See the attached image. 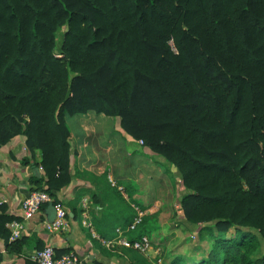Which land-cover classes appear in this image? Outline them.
<instances>
[{
  "label": "trees",
  "instance_id": "trees-1",
  "mask_svg": "<svg viewBox=\"0 0 264 264\" xmlns=\"http://www.w3.org/2000/svg\"><path fill=\"white\" fill-rule=\"evenodd\" d=\"M88 113L180 175L184 221L213 242L170 264H264V0H0V147L41 153L32 191L69 185L65 120Z\"/></svg>",
  "mask_w": 264,
  "mask_h": 264
},
{
  "label": "crops",
  "instance_id": "crops-1",
  "mask_svg": "<svg viewBox=\"0 0 264 264\" xmlns=\"http://www.w3.org/2000/svg\"><path fill=\"white\" fill-rule=\"evenodd\" d=\"M65 121L70 183L51 190L50 203L28 220L21 217L22 202L32 191L31 182L43 176L42 155L29 152L24 136L0 147V214L11 218L5 224L9 242L22 245L16 255L6 250L0 238V264L33 263L30 256L46 247L52 248L56 257L74 254L81 264H132L133 259L140 260L138 255L155 264L158 252L152 247L144 255H131L119 245L106 249L100 240L104 239L101 236L114 240L128 215L133 220L139 213L142 219L154 222L170 220L179 213L172 190L165 185V162L123 134L118 118L88 113ZM47 187L42 184L43 190ZM58 211L65 213L62 225L47 229L57 220ZM14 223L19 224L18 229L14 230ZM145 226L144 233L154 235L155 228L149 223ZM161 235L165 234L161 231Z\"/></svg>",
  "mask_w": 264,
  "mask_h": 264
},
{
  "label": "rangeland",
  "instance_id": "rangeland-1",
  "mask_svg": "<svg viewBox=\"0 0 264 264\" xmlns=\"http://www.w3.org/2000/svg\"><path fill=\"white\" fill-rule=\"evenodd\" d=\"M114 140H116L115 136ZM165 172V185L167 184L171 188L173 193L172 199L176 205V209H174L179 213H175L170 220L165 219V221L153 222L149 221L148 218L145 219V223H149V226L152 225L155 228L154 235H148L150 247L158 252L155 257V264H158L159 260H161V264H170L174 257L178 255L191 259L201 257L202 255L205 256L212 245V238L205 231L201 233V225H190L184 221L179 206V201L184 195L181 188V177L171 167H165ZM167 197L171 198V195ZM165 201L167 200L165 199ZM161 231L165 235H161ZM263 253L264 246L260 247L259 253L255 258L261 256Z\"/></svg>",
  "mask_w": 264,
  "mask_h": 264
},
{
  "label": "built area",
  "instance_id": "built-area-1",
  "mask_svg": "<svg viewBox=\"0 0 264 264\" xmlns=\"http://www.w3.org/2000/svg\"><path fill=\"white\" fill-rule=\"evenodd\" d=\"M142 142H140L141 144ZM50 203V196L44 191H31L22 202L21 217L23 220H28L37 214H39L43 205ZM65 213L63 211L57 212V220L47 225V229H56L62 225V220ZM142 215L137 214L132 222L125 228L116 230V238L114 240L101 239V245L106 249H112L114 246L119 245L125 249L133 250L139 254H146L150 249L149 238L142 235L138 240L130 242L129 235L134 234L137 227L141 224ZM13 228L18 229L19 224L14 223ZM16 235V232L14 231ZM30 260L36 264H81L78 256L74 254H67L61 257H56L52 248L46 247L42 250L35 251L31 256ZM161 260L158 264H161Z\"/></svg>",
  "mask_w": 264,
  "mask_h": 264
}]
</instances>
